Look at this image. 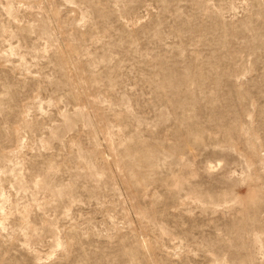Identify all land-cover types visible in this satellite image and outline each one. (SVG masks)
<instances>
[{"label": "rangeland", "instance_id": "obj_1", "mask_svg": "<svg viewBox=\"0 0 264 264\" xmlns=\"http://www.w3.org/2000/svg\"><path fill=\"white\" fill-rule=\"evenodd\" d=\"M0 264H264V0H0Z\"/></svg>", "mask_w": 264, "mask_h": 264}]
</instances>
